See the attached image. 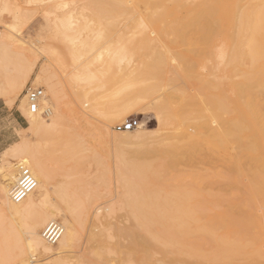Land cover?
Here are the masks:
<instances>
[{
	"label": "rangeland",
	"instance_id": "1",
	"mask_svg": "<svg viewBox=\"0 0 264 264\" xmlns=\"http://www.w3.org/2000/svg\"><path fill=\"white\" fill-rule=\"evenodd\" d=\"M40 1L14 0L11 4L27 6L20 32L29 44H37L41 54L26 89H43L47 98L43 107L52 113L42 119L57 125L48 133L32 135L29 114L22 116L18 109L20 93L13 94L12 106L7 98L0 99V166L14 159L12 154L5 156L8 148L28 141L49 168L50 182L54 183L51 192L58 189L78 215L90 208L112 206L115 222L126 217L115 198L122 178L113 168L117 158L139 167L143 175L139 188L150 195L188 185L195 173H207L206 191L230 193L227 184L214 177L237 173L232 162L241 157L249 163L257 160L259 173H264V96L245 79L248 65L223 58L225 49L218 33L211 37L205 31L202 36V30V38L200 31L177 34L173 30L174 37H166L157 15L146 10L153 26L144 7L136 5L134 9L131 4L132 9L127 0H62L65 5L53 11L44 7L49 0ZM2 10L0 5V21L11 22L10 12ZM69 17L71 30L61 26V20ZM142 22L148 29L139 26ZM74 35L80 36L79 43L69 41ZM14 63L9 60L4 66L0 62V87H6L5 70L13 74L14 66L18 69ZM43 68L49 69L50 87L34 86V78ZM261 82L264 85V75ZM125 83L128 89L124 91ZM144 109L146 115H141ZM245 111L255 113L259 123L256 132L242 130ZM132 119L138 120L139 126L146 125L147 141L140 143L134 135L125 137V132L116 130ZM106 124L113 132L104 135ZM80 127L87 134L82 139L76 136ZM191 130L200 133L198 139L185 135ZM90 139L108 140L109 144L101 153L99 147L86 142ZM224 158L231 163L224 164ZM87 234L84 232L77 243L78 255L92 245ZM112 257L105 253L97 258L88 252L80 260L82 264L119 262L118 256ZM15 258L11 240L0 235V264H16ZM45 258L41 253L36 257Z\"/></svg>",
	"mask_w": 264,
	"mask_h": 264
},
{
	"label": "bare ground",
	"instance_id": "2",
	"mask_svg": "<svg viewBox=\"0 0 264 264\" xmlns=\"http://www.w3.org/2000/svg\"><path fill=\"white\" fill-rule=\"evenodd\" d=\"M13 1L0 0L3 10L9 11L12 17L9 23L0 21V62L6 66L11 60L17 63L18 69L14 66L13 74L9 69L5 70L6 87H0V99L7 98L12 106L15 102L13 94L19 92L18 109L22 115L29 114L30 133H48L56 128L57 123L42 119L43 110L48 112V116L52 113L43 107L47 98L43 96L40 111L32 113L28 109L26 92L24 94L41 54L37 44H29L20 32L29 11L27 6L11 4ZM60 1L62 4L59 0H49L44 7L53 11L65 5L64 0ZM127 1L128 7H144L146 13L157 15L156 21L165 31L164 36L174 37L181 31H200V37L205 36V31L211 37L218 33L225 49L223 58L248 65L245 79L261 89L260 95L264 96L261 82L264 75V0ZM148 13L146 17L152 23ZM144 24L138 25L146 27ZM72 25L70 17L61 20L65 29L71 30ZM182 34L179 36L183 37ZM211 37L209 42H212ZM69 41L75 44L81 38L79 35L69 36ZM48 72V68L41 69L34 78V86H52ZM132 86L133 82L130 83ZM122 89H128L127 83ZM146 112V109L142 110L141 115H146ZM241 118L243 131L258 130L254 112L245 111ZM84 130V127L77 129L78 139L87 136L82 132ZM145 131H148L146 125H142L125 132L124 136L134 135L138 142L143 143L150 138ZM109 132L113 130L106 124L103 134ZM185 133L191 140L200 136L194 130ZM86 142H91L93 148L99 147L101 153L105 150L104 145L109 144L108 140L90 139ZM10 154L18 163L12 160L8 165L0 166V235L11 240L17 254L16 264H82L80 259L88 252L97 258L105 253L111 257L118 256L119 262L113 264H264V173H259L257 160L249 163L244 157L235 159L232 165L236 166L237 173H221L214 177L226 183L230 193L206 191L207 173H195L190 175L191 183L188 185L172 192L150 195L139 188L143 181L139 167L134 162L127 163V160L117 158L113 168L122 178L115 198L126 211V217L115 222L111 218L112 206L90 208L78 215L58 189L51 192V184L54 183L50 182L49 168L38 149L28 141L12 145L5 156ZM103 158L109 164L107 157ZM223 163L231 162L224 158ZM21 166L31 170L38 184L33 193L16 204L10 193ZM127 173H134L133 178L126 177ZM21 227L26 229L25 233ZM84 232L88 233V244L92 245L78 255L75 249ZM38 253L46 258L36 259Z\"/></svg>",
	"mask_w": 264,
	"mask_h": 264
},
{
	"label": "built area",
	"instance_id": "3",
	"mask_svg": "<svg viewBox=\"0 0 264 264\" xmlns=\"http://www.w3.org/2000/svg\"><path fill=\"white\" fill-rule=\"evenodd\" d=\"M26 96L28 109H30L32 113H38L40 111V102L44 96L43 89L29 86L26 89ZM42 115L44 117H48V112L43 110ZM138 127V120L132 119L128 120L122 125H118L116 127V130L118 132H129L137 129ZM37 184V180L31 170L26 166H21L18 170L17 182L12 187L10 193L11 200L16 204L23 202L31 193L36 190ZM49 240H51V238Z\"/></svg>",
	"mask_w": 264,
	"mask_h": 264
},
{
	"label": "crops",
	"instance_id": "4",
	"mask_svg": "<svg viewBox=\"0 0 264 264\" xmlns=\"http://www.w3.org/2000/svg\"><path fill=\"white\" fill-rule=\"evenodd\" d=\"M22 114V113H21ZM13 115V113L11 114V116ZM148 115V114H147ZM23 116V115H22ZM15 119V121L17 122V123H19V121H18V119H16V118H14ZM24 128H21L20 130H23Z\"/></svg>",
	"mask_w": 264,
	"mask_h": 264
}]
</instances>
